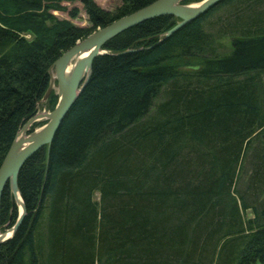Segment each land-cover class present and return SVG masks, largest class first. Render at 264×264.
Here are the masks:
<instances>
[{"label": "trees", "instance_id": "trees-1", "mask_svg": "<svg viewBox=\"0 0 264 264\" xmlns=\"http://www.w3.org/2000/svg\"><path fill=\"white\" fill-rule=\"evenodd\" d=\"M72 1L90 25L51 13ZM151 1L0 0V162L36 106L53 108L52 92L39 103L51 62ZM176 21L144 20L92 59L18 171L25 213L0 264H264V0H221L164 37ZM15 218L5 185L0 232Z\"/></svg>", "mask_w": 264, "mask_h": 264}, {"label": "water", "instance_id": "water-1", "mask_svg": "<svg viewBox=\"0 0 264 264\" xmlns=\"http://www.w3.org/2000/svg\"><path fill=\"white\" fill-rule=\"evenodd\" d=\"M182 1L184 0H153L141 8L97 27L82 39L76 40L73 45L51 62L47 68L48 84L40 100L44 101L52 92L56 95L53 108L47 112L35 110L32 115L22 121L0 162V196L4 186L7 185L12 199L19 206L13 224L0 232L2 235L0 243L12 236L25 213L16 187V178L20 167L34 151L49 146L59 123L88 80L92 59L105 52L102 49L104 43L125 29L160 15L177 18V21L164 32L163 36L166 37L221 0H200L195 2L194 6L182 3ZM81 54L84 56L80 57ZM68 66H72V68L66 78L65 70ZM186 68L197 70L199 66L188 65ZM41 120L45 121L41 127L30 130L29 127L33 122Z\"/></svg>", "mask_w": 264, "mask_h": 264}, {"label": "rangeland", "instance_id": "rangeland-1", "mask_svg": "<svg viewBox=\"0 0 264 264\" xmlns=\"http://www.w3.org/2000/svg\"><path fill=\"white\" fill-rule=\"evenodd\" d=\"M93 1L101 9L108 10V11L113 10L115 7H117L120 4V0H93ZM192 3H195V2H189V4H192ZM62 4L65 6V10L64 11H51V13L56 18H58V19H66L70 23H72L73 25H76V26H88V25H90V23H89V21L87 19V15L85 14V12H84V10L82 8V4L79 1L62 2ZM72 9L76 10L75 16H69V14H68V11L72 10ZM217 13L219 14V12H217ZM216 14L210 17L211 21L215 20ZM222 41L226 42L227 39L224 38V39H222ZM188 65H191V64H184L182 68H186V66H188ZM186 69H188V68H186ZM41 102H43V101L40 100L39 103H41ZM36 110L38 112L39 111L40 112L41 111H44V112L49 111L46 107H44V106L40 107L39 105L36 106ZM44 122H45L44 120L33 122L31 125H33L34 123L35 124H34V127L32 128V130L33 129H35V130L38 129L39 127L42 126V124ZM97 195H98L97 193H94V195H93L94 199H97ZM11 198H12V196H11ZM13 203H14V206H15V212H16V216H17L18 211H19V206L14 202V200H13ZM246 216L250 217L251 216L250 212L246 211ZM252 264H258V263L255 262V263H252Z\"/></svg>", "mask_w": 264, "mask_h": 264}, {"label": "bare ground", "instance_id": "bare-ground-1", "mask_svg": "<svg viewBox=\"0 0 264 264\" xmlns=\"http://www.w3.org/2000/svg\"><path fill=\"white\" fill-rule=\"evenodd\" d=\"M194 5H196V4H195V3H192L191 6H194ZM83 56H84V54H81L80 57H83ZM71 68H72V66H68V67L66 68V70H65V76H66V78L68 77ZM17 200H19V199L17 198ZM5 234L7 235V232H5ZM1 237H2V235H0V238H1Z\"/></svg>", "mask_w": 264, "mask_h": 264}]
</instances>
